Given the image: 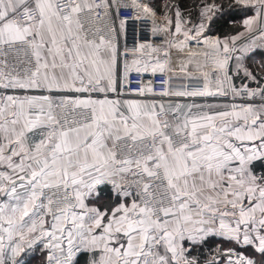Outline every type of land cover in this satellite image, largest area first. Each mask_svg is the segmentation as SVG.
<instances>
[{"label":"snow or ice","instance_id":"obj_1","mask_svg":"<svg viewBox=\"0 0 264 264\" xmlns=\"http://www.w3.org/2000/svg\"><path fill=\"white\" fill-rule=\"evenodd\" d=\"M111 7L0 0V264H21L37 244L47 264H74L82 252L88 264H264V174L254 168L264 165V87H238L229 74L244 32H210L230 12L257 9L243 24L264 40V0H196L195 16L164 0L160 24L139 0L134 18L142 13L172 39L163 49L140 44L133 52L146 59L122 67L115 29L98 26ZM190 42L204 50L180 59L189 83L174 90L170 49L185 53ZM149 71L167 78L131 79ZM240 71L259 84L238 63ZM147 94L247 99L166 107L128 98ZM257 96L259 106L247 102ZM216 239L231 247L217 245L207 261L194 255Z\"/></svg>","mask_w":264,"mask_h":264},{"label":"built area","instance_id":"obj_2","mask_svg":"<svg viewBox=\"0 0 264 264\" xmlns=\"http://www.w3.org/2000/svg\"><path fill=\"white\" fill-rule=\"evenodd\" d=\"M112 7L109 10L110 11V17H104L103 12H101L102 19L99 22V27L102 29H105V26L110 24L113 29H115V40L117 43L118 48V54L121 61V67L124 61H127L131 63L134 59H146V57H142L140 52H133V49H138L140 44L145 45H152L153 47H159L163 49L166 47L164 44L165 39H169V37H165L161 34H157L153 32V28L156 26L153 24L152 20L149 18L143 17V14L141 13L140 19H135L138 9L131 7L134 3H138L139 0H110ZM145 3L146 0H144ZM124 5H128L129 7H124ZM122 19H126L127 23L124 24V26L120 27V22ZM156 23H159V19L156 16ZM239 44H236V47ZM203 51L204 49L200 45H195L194 43L189 44L188 51ZM235 53H233L234 56ZM154 55H161L162 54H154ZM232 59L229 61V73H230V66L232 63ZM212 70H209L208 72H211ZM167 76H171L170 72L167 73ZM167 76H161L159 73L155 76L152 75V73L146 72L142 73L141 75H137L135 72H133L131 79L133 81H136L138 79H142L145 83L152 82L156 85H159L160 81L162 79H166ZM189 83V81L186 79V77H172L171 76V87L175 89H179L182 84ZM249 88H257V87H264V82L252 83V84H246ZM160 87H156L155 91L159 92L162 91ZM136 97V96H131ZM140 99H147V98H166L161 96H154L152 94H147L144 97H136ZM177 98H186L189 100H200L207 102L209 100L215 99V97H196V98H189V97H177ZM242 100L241 98H233L231 95L225 99L224 101L230 106L231 104H241L244 103L245 100ZM247 102L253 103L257 106L262 103L259 96L253 98L252 100H248ZM39 249H44L48 251L46 248H42L40 244L34 245L30 249H26L24 253L29 252H35ZM23 254V253H22ZM21 254V255H22ZM47 255V253H46ZM58 255H60L58 253ZM219 259V257H217Z\"/></svg>","mask_w":264,"mask_h":264},{"label":"trees","instance_id":"obj_3","mask_svg":"<svg viewBox=\"0 0 264 264\" xmlns=\"http://www.w3.org/2000/svg\"><path fill=\"white\" fill-rule=\"evenodd\" d=\"M169 2L180 4L182 10H191L193 12V16H195L194 5L196 3V0H169ZM147 3L149 4V6L155 8V10L157 11V15L163 16L164 13H163L162 4L164 3V0H147ZM255 11L256 9H249L247 12H242V11L230 12L226 14L218 22H216L215 26L210 30V32L212 35L219 36L221 38L226 36L236 35L237 33L240 32H244L245 30L243 24L244 19L254 16ZM245 63H246V67L256 75L257 81L264 82V52L263 51L254 52L249 58L247 57ZM232 72L233 69L232 66H230L229 74L232 75L233 82L238 87L247 84V81L248 84L257 83L256 81L247 79L242 74L233 76ZM254 167L258 175L264 174V165L256 164ZM100 195L102 197L101 202L108 201L110 199V188L105 187ZM217 245L219 246L220 249L231 247V245H229L228 243L219 241L218 239L209 240V242L206 245H204L202 249L197 248L194 252V255H198L201 261H207L211 259L212 255L215 254V249ZM38 251H40L38 254L24 256L22 258L23 260L25 259L24 264H32V262H34V264H47L46 261L47 251L44 249H39ZM38 251L35 252L37 253ZM244 254L252 255L251 249L245 250ZM76 257L77 258H75L74 264H88V253L82 252ZM255 258L258 261L260 260V257L258 255ZM221 264H224V262L221 261Z\"/></svg>","mask_w":264,"mask_h":264},{"label":"crops","instance_id":"obj_4","mask_svg":"<svg viewBox=\"0 0 264 264\" xmlns=\"http://www.w3.org/2000/svg\"><path fill=\"white\" fill-rule=\"evenodd\" d=\"M256 12V11H255ZM250 18V17H249ZM245 28V27H244ZM258 29L257 28H254V31L252 33H248V32H245L244 30V36L241 37V39L239 40V42H244L242 47L243 49H247L249 47V45L251 46H255V45H258V43L260 42L261 39H257L256 37H258L259 35H257L258 33ZM170 39H172L171 36H169ZM249 41V42H248ZM238 42V41H237ZM262 42L264 43V40H262ZM190 43H193V42H190ZM242 44V43H240ZM241 47V48H242ZM174 49V48H173ZM256 49V48H254ZM187 50V51H186ZM185 52L187 53L188 52V49H186ZM253 50V49H252ZM170 51H172V49H170ZM186 56V55H185ZM174 57V56H173ZM197 59H202L200 57H197ZM175 60V59H174ZM244 60H240V61H237V60H234L232 61L231 63V66H232V69H233V76H237L238 74L237 73V64H242L246 67V63H241L243 62ZM178 62H180V60H178ZM171 64H173V60H171ZM174 66L171 67L172 71L170 72V75L172 77H185L183 73H181L179 70H176L174 71ZM207 69H211L210 66L208 67H205L204 69H202L203 71H206ZM190 72L194 73L195 75L199 76V73L196 71L195 69V66L194 65H189V69H188ZM239 74H243L242 71L239 72ZM248 83V81H247ZM230 96V95H229ZM229 96H223V97H215V99L213 100H209L207 102H204V101H200V100H189V99H182V98H177V97H174V96H170V97H166V98H147V99H141V100H147V101H158L160 103H164L165 106L167 107L170 103L171 104H176V103H180V104H191L193 102L197 103V104H201V105H207V104H213V105H219V106H228V104L224 101L225 99H227ZM128 98H131V99H140V98H136V97H128ZM255 168V167H254ZM105 187H109L110 186H105ZM104 187V188H105ZM103 188V189H104ZM103 189L101 190V193L103 191ZM100 193V194H101ZM41 251V250H40ZM40 251H38L37 253L34 252H29V253H23L18 259L21 261V264H24L25 263V259L23 260L22 258L24 256H30V255H35V254H38ZM29 254V255H28ZM80 253H78L77 255H79ZM76 255V256H77ZM91 254L88 253V260H89V257H90ZM77 258V257H75ZM75 261V259H74ZM32 264H34V262H32Z\"/></svg>","mask_w":264,"mask_h":264},{"label":"rangeland","instance_id":"obj_5","mask_svg":"<svg viewBox=\"0 0 264 264\" xmlns=\"http://www.w3.org/2000/svg\"><path fill=\"white\" fill-rule=\"evenodd\" d=\"M146 2H147V0H146ZM161 17L162 16L157 15V18L159 19V23H162ZM257 35H259V32L257 33ZM240 43H242V44H240ZM243 43L244 42H239V41L237 42V44H239V45L236 47L237 51H236V54H234L232 60H236L235 57L240 56L241 60H244L241 63H245V60H247V57L249 58L254 52H256V51H263L264 52V43L262 42V39L260 40L258 45H255V46L249 45V47L247 48V51L242 54L241 50L243 49V47H242ZM254 48H256V49H254ZM170 54H171V60H173V64H170V67L174 66L175 67L174 71L179 70V62H178V60L184 58L187 53L186 52L185 53H179V52H177L176 49H172V51H170ZM209 70H212V69H207L206 71L208 72Z\"/></svg>","mask_w":264,"mask_h":264},{"label":"bare ground","instance_id":"obj_6","mask_svg":"<svg viewBox=\"0 0 264 264\" xmlns=\"http://www.w3.org/2000/svg\"><path fill=\"white\" fill-rule=\"evenodd\" d=\"M162 58V57H161Z\"/></svg>","mask_w":264,"mask_h":264}]
</instances>
